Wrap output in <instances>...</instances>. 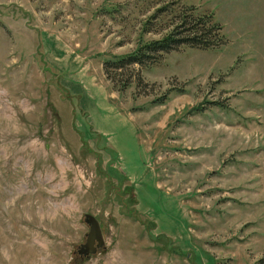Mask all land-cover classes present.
I'll list each match as a JSON object with an SVG mask.
<instances>
[{"label": "rangeland", "instance_id": "1", "mask_svg": "<svg viewBox=\"0 0 264 264\" xmlns=\"http://www.w3.org/2000/svg\"><path fill=\"white\" fill-rule=\"evenodd\" d=\"M183 3L224 40L106 75ZM0 264H264V0H0Z\"/></svg>", "mask_w": 264, "mask_h": 264}, {"label": "trees", "instance_id": "2", "mask_svg": "<svg viewBox=\"0 0 264 264\" xmlns=\"http://www.w3.org/2000/svg\"><path fill=\"white\" fill-rule=\"evenodd\" d=\"M158 10H166V5L158 7ZM175 15L172 27L160 37L141 41L131 51L105 58L103 68L106 75L110 76L109 69H124L133 63L140 66L153 63L160 59L163 52L184 44L208 48L224 40L222 25L214 19L212 12L200 11L193 4L183 3Z\"/></svg>", "mask_w": 264, "mask_h": 264}, {"label": "water", "instance_id": "3", "mask_svg": "<svg viewBox=\"0 0 264 264\" xmlns=\"http://www.w3.org/2000/svg\"><path fill=\"white\" fill-rule=\"evenodd\" d=\"M84 216L89 228L85 241L79 245L78 252L88 254L95 252L98 246L104 245V238L98 219L89 212H86Z\"/></svg>", "mask_w": 264, "mask_h": 264}]
</instances>
